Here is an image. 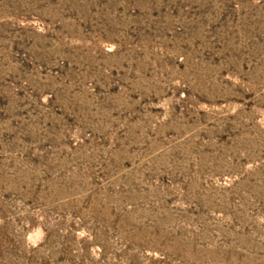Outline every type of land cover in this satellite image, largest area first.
I'll return each instance as SVG.
<instances>
[{"label":"rangeland","instance_id":"obj_1","mask_svg":"<svg viewBox=\"0 0 264 264\" xmlns=\"http://www.w3.org/2000/svg\"><path fill=\"white\" fill-rule=\"evenodd\" d=\"M0 264H264V0H0Z\"/></svg>","mask_w":264,"mask_h":264}]
</instances>
